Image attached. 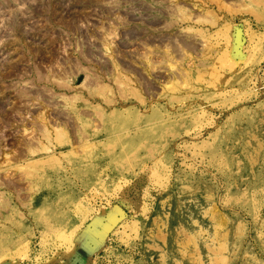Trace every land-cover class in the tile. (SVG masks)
Segmentation results:
<instances>
[{"label": "rangeland", "instance_id": "1", "mask_svg": "<svg viewBox=\"0 0 264 264\" xmlns=\"http://www.w3.org/2000/svg\"><path fill=\"white\" fill-rule=\"evenodd\" d=\"M0 264H264V0H0Z\"/></svg>", "mask_w": 264, "mask_h": 264}, {"label": "bare ground", "instance_id": "2", "mask_svg": "<svg viewBox=\"0 0 264 264\" xmlns=\"http://www.w3.org/2000/svg\"><path fill=\"white\" fill-rule=\"evenodd\" d=\"M196 1V0H195ZM46 126V125H45ZM47 129V128H46ZM48 130V129H47ZM47 130H45V131H47ZM56 132H57V130H56ZM57 134V133H56ZM57 135H59V134H57ZM61 136V135H60ZM59 137V136H58Z\"/></svg>", "mask_w": 264, "mask_h": 264}]
</instances>
